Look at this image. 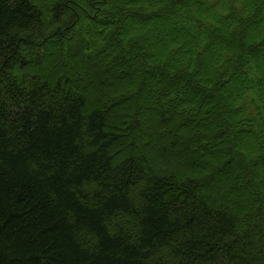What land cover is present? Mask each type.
<instances>
[{
  "label": "trees",
  "instance_id": "obj_1",
  "mask_svg": "<svg viewBox=\"0 0 264 264\" xmlns=\"http://www.w3.org/2000/svg\"><path fill=\"white\" fill-rule=\"evenodd\" d=\"M0 264H264V0H0Z\"/></svg>",
  "mask_w": 264,
  "mask_h": 264
},
{
  "label": "rangeland",
  "instance_id": "obj_2",
  "mask_svg": "<svg viewBox=\"0 0 264 264\" xmlns=\"http://www.w3.org/2000/svg\"><path fill=\"white\" fill-rule=\"evenodd\" d=\"M82 47L84 48L85 51H87L85 45H83ZM76 54H77V53H76ZM76 54H74L75 57H76ZM50 59H51V58L49 57V58L46 60V63H47V64L53 62V60H54L53 58H52L51 60H50ZM28 67H29V69H31V67H33V66H28ZM63 68H64V67H63ZM65 68H66V64H65ZM143 99H144V97H142V100H140V102L143 103V105H144ZM126 104H127V105H130V101H126L123 105H126ZM141 109H142V111H140V113H142V114H145V113H146V114H147L145 108H141ZM146 114H145V115H146ZM212 117H214V116H212ZM184 129H185V127H182V130H180L178 133H179V134L182 133V132L184 131ZM176 134H177V132H176ZM177 135H178V134H177ZM182 135H183V134H181V136H182ZM177 151H178V150L175 149V150H174V153L177 154ZM200 167H201V165H200ZM214 187L217 188V187H218V183H217V185L215 184Z\"/></svg>",
  "mask_w": 264,
  "mask_h": 264
}]
</instances>
